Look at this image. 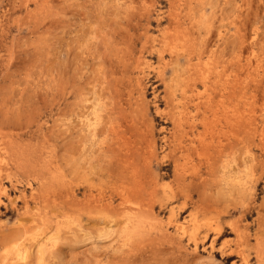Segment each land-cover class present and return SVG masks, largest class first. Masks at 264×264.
Here are the masks:
<instances>
[{
    "label": "rangeland",
    "instance_id": "1",
    "mask_svg": "<svg viewBox=\"0 0 264 264\" xmlns=\"http://www.w3.org/2000/svg\"><path fill=\"white\" fill-rule=\"evenodd\" d=\"M0 140V264H264V0H0Z\"/></svg>",
    "mask_w": 264,
    "mask_h": 264
},
{
    "label": "bare ground",
    "instance_id": "2",
    "mask_svg": "<svg viewBox=\"0 0 264 264\" xmlns=\"http://www.w3.org/2000/svg\"><path fill=\"white\" fill-rule=\"evenodd\" d=\"M141 62L145 63L144 66L141 67V72L144 74L145 72H147V69L149 67L148 64L150 63H148L147 61ZM7 146L8 143L0 140V150L8 148ZM1 175L2 173L0 170V178ZM177 178H179V176ZM153 189L155 192V201L160 204V206H162L163 204L167 205L168 203L171 204L169 206V214L167 216L166 224L171 225L173 227L175 234H177L180 239H186L187 242L191 243L194 247H196L201 240L203 241L206 238L208 239L210 237V234H212L210 240V245L212 246L213 243L216 242L222 235L223 231L220 225L218 223H215L212 218H199V215L197 213L203 216L207 213V208L200 203H194V211L191 210L186 214L187 217H184V223L178 220V218L175 216V211H178L176 204L179 203V200L181 198V206H179V209L185 208L186 204L190 201V199H192V195L188 194L182 184L177 185L176 183L175 186L167 183L160 184L158 186H153ZM5 195L6 189L0 182V205L6 206V204L1 199V196ZM173 202H176V204H173ZM238 235L240 236V234ZM240 244L235 245L234 249H236L238 253L240 252L242 258L246 260L243 249L240 247ZM14 246L11 247L13 248Z\"/></svg>",
    "mask_w": 264,
    "mask_h": 264
}]
</instances>
